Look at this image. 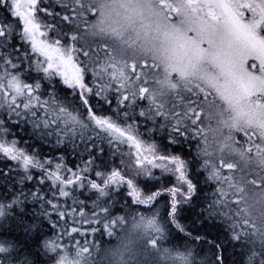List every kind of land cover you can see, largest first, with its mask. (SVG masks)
Returning a JSON list of instances; mask_svg holds the SVG:
<instances>
[{
  "label": "snow or ice",
  "instance_id": "snow-or-ice-1",
  "mask_svg": "<svg viewBox=\"0 0 264 264\" xmlns=\"http://www.w3.org/2000/svg\"><path fill=\"white\" fill-rule=\"evenodd\" d=\"M235 3L264 37V0ZM85 14L80 0H0V185L14 179L32 189L0 204V216L21 199L42 203L51 235L42 245L34 237L35 264H83L96 247L88 236H112L129 217L149 246L167 241L182 264H207L197 250L210 252L211 264L233 254L231 264H264V250L241 243L235 164L207 151L206 97L189 89L169 110L154 105L139 76L148 65L129 70L106 45L83 41ZM252 103L264 108V94ZM44 142L55 150L45 152ZM246 143L264 157V138ZM196 208V219L185 216ZM8 253L0 247V264Z\"/></svg>",
  "mask_w": 264,
  "mask_h": 264
},
{
  "label": "rangeland",
  "instance_id": "rangeland-1",
  "mask_svg": "<svg viewBox=\"0 0 264 264\" xmlns=\"http://www.w3.org/2000/svg\"><path fill=\"white\" fill-rule=\"evenodd\" d=\"M82 1L89 22L82 32L83 41L94 49L106 45L108 58L129 70L133 63H146L148 67L139 76L147 81V95L154 105L169 110L192 89L206 97L202 103L204 129L222 123L228 114L264 124L258 119V111L264 108L252 103L264 94V37L240 17L247 9L235 0ZM236 137L237 147L246 149L247 138L261 140L251 129L237 132ZM232 159L236 181L243 188L238 208L245 210L238 217V230L248 231L250 243L264 248V169ZM0 204L7 205L3 200ZM10 212L12 207H7L0 216V247L9 250L8 264H34L29 248L15 240L14 233L5 234L10 230L6 224ZM40 236L42 245L44 237ZM148 239L149 234L134 228L129 217L112 236H88L96 247L83 255V264H182L167 241L154 248Z\"/></svg>",
  "mask_w": 264,
  "mask_h": 264
},
{
  "label": "trees",
  "instance_id": "trees-1",
  "mask_svg": "<svg viewBox=\"0 0 264 264\" xmlns=\"http://www.w3.org/2000/svg\"><path fill=\"white\" fill-rule=\"evenodd\" d=\"M81 4L84 5L82 0H80V5ZM85 15L83 16L84 22L81 24L82 32L85 30V28L88 26V23H89L88 17ZM152 76L153 74L149 75V78L151 81H153ZM22 127L24 126L22 125ZM17 131H19V129H17ZM20 136H24V135H20ZM50 149L55 150V146L50 145L47 142H44L43 150L45 152H48ZM36 150L38 149H34V151ZM6 163L7 162H0V167L4 166ZM3 187H6V188H3ZM30 187L31 185L25 186L24 182H21L20 184H16L15 180L13 179L12 184H9L7 186L0 185V200H3V202L8 203L12 195H19L21 190H23L24 193H27L32 190ZM161 205L163 206L162 202H161ZM133 207L136 208L137 206H133ZM138 210H143V209L140 208ZM114 211H116L117 214L119 215L124 214L123 210L119 208V205H117V208ZM199 212H200L199 208H196L194 210L190 209L188 210V212L185 213V216L190 217V219H196V216L197 214H199ZM8 215H9L7 219L8 222L6 224L7 225L9 224L10 230L5 231V234L9 236L10 234L14 233L15 234L14 239L18 240L20 243H22V245L27 246L30 250V253L35 252L37 250L34 247V237L37 234L43 235L44 233H48L49 235H51V232H49V229H50L49 219L47 216L44 215V208L40 201H34L31 198L21 199L19 204L12 207V212H10ZM53 219H55V217H53ZM241 222L243 223V220H241ZM240 224L241 223L239 222L238 225ZM247 227H249V224H247L246 227L243 226L244 229H246ZM247 233L248 231L243 233V238L241 240V243L245 244V246L248 247L249 249L255 248L257 251L263 250L264 248H261V247L259 248L258 246L253 244V242L250 243V241L247 239L248 238ZM166 245H167V242H166ZM167 246L171 250H176V248L169 243ZM180 250H183V248H181ZM239 251L240 249L238 248L235 250L236 253H238ZM197 252L198 254L195 257L197 261L204 259L207 261V264H211L212 255L210 252L205 251L203 253H199V250H197ZM229 252L232 253L231 248H229ZM234 259H237L236 255L235 254L230 255L229 264H231V261Z\"/></svg>",
  "mask_w": 264,
  "mask_h": 264
},
{
  "label": "clouds",
  "instance_id": "clouds-1",
  "mask_svg": "<svg viewBox=\"0 0 264 264\" xmlns=\"http://www.w3.org/2000/svg\"><path fill=\"white\" fill-rule=\"evenodd\" d=\"M244 107L247 108V105ZM258 119L264 120V109L258 111ZM249 129L256 131L261 138H264V128L235 114H228L222 123L205 129L207 151L215 159L223 158L234 162L232 157H235L245 166L255 165L264 169V163H261L264 157H258L254 152H248L243 146L237 147L236 145V133Z\"/></svg>",
  "mask_w": 264,
  "mask_h": 264
}]
</instances>
